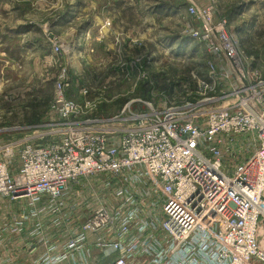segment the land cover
Instances as JSON below:
<instances>
[{"label": "built area", "instance_id": "obj_1", "mask_svg": "<svg viewBox=\"0 0 264 264\" xmlns=\"http://www.w3.org/2000/svg\"><path fill=\"white\" fill-rule=\"evenodd\" d=\"M188 11L200 21L193 40L225 62H208L202 87L213 97L162 109L137 98L101 118L107 101L90 100L87 88L84 100H71L62 75L49 119L0 143L2 197L32 206L49 199L65 211L71 185L100 179L113 192L115 205L100 204L63 251L51 247L36 264H67L84 253L89 233L105 264H264V76L227 19L217 21L213 8ZM124 73L135 87L153 86L144 70ZM248 138L255 150L235 160ZM229 151L234 166H226Z\"/></svg>", "mask_w": 264, "mask_h": 264}, {"label": "rangeland", "instance_id": "obj_2", "mask_svg": "<svg viewBox=\"0 0 264 264\" xmlns=\"http://www.w3.org/2000/svg\"><path fill=\"white\" fill-rule=\"evenodd\" d=\"M114 1L96 0V3L106 16ZM119 2L125 9L115 18L117 23L105 22V27L114 23L111 27L116 26V31H105L100 41L91 39V46L87 45L85 51L79 50L78 61H69L74 65L69 66L66 52L74 36L50 28L49 16L40 18L42 14L34 0H0V5L9 6L10 27L19 21L37 24L35 31L25 34L24 39L4 38L5 47L0 50V143L24 138L27 135L24 129L36 124L31 121L36 112L41 113L42 123L49 119L48 109L62 75L66 77L70 99L81 98L80 93L87 88L90 100L107 101L100 105L104 114L101 118L118 116L127 102L137 98L162 109L213 97L216 92L203 88L202 84H208V62L216 59H212L205 45L191 36V31L200 27V21L189 14L192 5L200 10L213 8L217 21L227 19L241 51L264 76V0H197L195 4L189 0H138L134 7L127 0ZM172 9L180 15L172 14ZM148 11L155 12L151 19L134 17L136 12ZM144 23L151 28L133 30L144 27ZM30 39L39 43L40 51L32 52L24 47ZM20 41L24 42L17 46ZM133 62L137 63L131 66ZM127 70L135 78L139 72L146 71L153 86L139 82L135 87L134 79L124 78ZM89 86L96 91L93 97ZM100 89H105L103 96ZM255 148V142L248 138L242 149L236 150L240 155L235 160L243 159L246 154L250 156ZM229 155L230 151L226 154V166H234L237 162L229 161ZM81 186L86 190L80 197L87 199L91 215L95 212L94 206L115 205L112 190L104 187L100 179L75 187Z\"/></svg>", "mask_w": 264, "mask_h": 264}, {"label": "crops", "instance_id": "obj_3", "mask_svg": "<svg viewBox=\"0 0 264 264\" xmlns=\"http://www.w3.org/2000/svg\"><path fill=\"white\" fill-rule=\"evenodd\" d=\"M116 1L112 2L110 11L105 16L100 12L96 0H34L39 5L37 10L42 14L40 18L42 19L46 15L49 16L48 24L50 28L57 33L74 36L73 42L69 45V52H66L69 66L72 65L69 61H78L76 56H78L79 50L85 51L91 44V39L100 41L105 31H116L114 30L116 26L113 28L112 25L111 27V24H114L112 22L105 27L106 21H113L116 17L119 18L120 12L125 9V6L120 5L119 1L121 0ZM127 1L131 7L137 6L138 0ZM189 1L194 4L197 2V0ZM171 12L177 16L180 15L178 10L174 11L172 9ZM154 13L152 11L136 12L134 17L139 20L140 17L144 20L151 19V15H154ZM10 14L8 5H0V50L5 47L4 38L11 40L24 39L26 38L24 35L35 31L33 28L37 26L31 21L26 23L19 21L15 26L10 27ZM115 23H117L116 20ZM148 27L151 28L144 23V27L143 25L140 29L134 27L133 30L139 32L141 29L147 30ZM23 42H17V46H21ZM24 44L27 50L40 51L39 43L33 41V39ZM2 57H5V55H2ZM216 61L219 68H222L225 64L222 58H217ZM89 87L91 88V86ZM91 91L93 97L96 91L92 88ZM68 97L70 98V94H68ZM71 100L81 102L82 97L78 99L73 97ZM97 113L99 117H104L100 108ZM1 142L4 143V141ZM0 159H2L1 155ZM18 169L19 163L17 164L16 161L11 170L17 173ZM85 190L86 188L83 186L76 188L71 185L69 187L64 201L69 203L71 209L65 211L58 205L49 203V199H42L37 205L32 206L28 200L12 201L0 196V264H36L41 255L51 247L63 251L65 245L80 234L81 227L91 215L87 199L80 197ZM95 208L96 206L93 207V210ZM98 240L97 235L89 233L84 253L74 254L67 264H105L108 262L102 260L101 250L97 247ZM83 257L84 260H87V263H83ZM110 260H113V257Z\"/></svg>", "mask_w": 264, "mask_h": 264}, {"label": "trees", "instance_id": "obj_4", "mask_svg": "<svg viewBox=\"0 0 264 264\" xmlns=\"http://www.w3.org/2000/svg\"><path fill=\"white\" fill-rule=\"evenodd\" d=\"M49 111V109H48ZM31 121L34 123H36L35 125H38V124H41L42 121H41V113H35L33 114V116L31 117Z\"/></svg>", "mask_w": 264, "mask_h": 264}]
</instances>
